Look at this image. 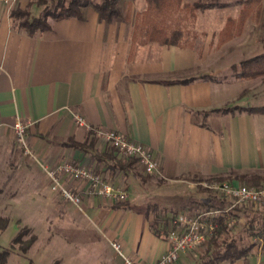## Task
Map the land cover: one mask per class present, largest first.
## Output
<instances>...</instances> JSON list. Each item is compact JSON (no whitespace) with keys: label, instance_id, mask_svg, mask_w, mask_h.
I'll return each instance as SVG.
<instances>
[{"label":"crops","instance_id":"0c3cea01","mask_svg":"<svg viewBox=\"0 0 264 264\" xmlns=\"http://www.w3.org/2000/svg\"><path fill=\"white\" fill-rule=\"evenodd\" d=\"M121 1V18L110 23L100 21L95 9L87 6L82 19L51 21V30L34 36L19 29L10 18L11 9L0 2V138L13 134L17 119L29 122L25 138L37 166L81 165L124 193L130 209L113 210L117 201L99 196L87 181L60 179L80 197L84 213L107 244L117 241L141 264H157L168 250L161 224L175 212L148 213L153 205L148 199L162 195L167 204H175L176 198L177 211L196 213L210 199L196 198L186 185L215 182L210 179L243 185L239 177L264 178V113L219 111L256 107L242 103L250 81L202 79L216 74L204 67L208 50L198 57L190 47L162 46L145 34L135 40V17L145 8L128 0L122 10ZM210 11L198 25L206 34L215 26L206 16ZM75 114L91 128L120 133L148 148L159 163L158 172L143 182L138 167L123 173L112 170L109 161L97 162L91 152L103 154L109 146L77 127ZM70 140L93 141L94 146L83 152L64 146ZM180 184L188 193L182 194ZM245 208L235 214V223L254 220L259 230L264 205ZM156 217L159 235L149 227ZM246 229L250 232L249 225ZM250 239L254 247L246 257L220 264H264L262 242ZM173 264H201V258L197 252H186Z\"/></svg>","mask_w":264,"mask_h":264},{"label":"rangeland","instance_id":"374dc122","mask_svg":"<svg viewBox=\"0 0 264 264\" xmlns=\"http://www.w3.org/2000/svg\"><path fill=\"white\" fill-rule=\"evenodd\" d=\"M98 1L91 0V2ZM169 1L170 8L166 20L163 21V28L182 29L183 33L191 38L187 45L196 52L198 57L202 55L203 49L208 50L209 63H204V67L207 65L212 72L216 71L217 77L233 78L232 68L238 69L241 61L264 53V0L258 16L254 13L248 16L243 15L244 7L238 3L239 0ZM33 2L34 0H19L11 11L17 8L21 10L28 8L30 13L32 12L31 16L37 17L41 9L35 6L29 8V3ZM127 2L128 0L121 1L122 10L126 8L129 3ZM215 2L223 7L210 9L211 11L206 15L209 23L215 25L213 31L206 34L201 32L198 25L204 24V14L207 10L201 12L194 8V5ZM132 3L136 8L141 6L146 9V0H133ZM199 69L201 68L198 67ZM245 81L250 83L243 93L246 98L242 103L255 105L256 108L263 107L264 76ZM32 159L23 154L13 134L3 135L0 138V218L9 219L7 228L0 233V249H9L20 229L24 227L30 229V234L11 250L8 264H54L55 262L58 264H121L115 258L111 242L107 244L102 231L88 218L82 206H72L53 192L43 169ZM140 172L142 173L141 170ZM201 183L203 182L196 181L192 187L186 186L192 190L191 194H194L196 198H208L209 196L203 191L206 188ZM181 185L184 186V184L179 186ZM181 192L188 193L183 188ZM210 196L213 198V194ZM148 198H151L149 192ZM221 198L222 196L215 195L218 201ZM148 200V204H159H157L158 211L163 209L172 214L186 211V208L177 211L176 198L172 202L177 205L167 204L168 202H165L167 200L162 195L155 197V201ZM202 210L200 208L197 211ZM247 222L248 219L243 222L238 221L231 228L230 236L241 247L252 244L250 243L251 230L248 232L249 230L246 229ZM30 236L35 237V242L31 249L23 254L20 251V245L28 241ZM207 244L200 252H197L200 258Z\"/></svg>","mask_w":264,"mask_h":264},{"label":"trees","instance_id":"16d2710c","mask_svg":"<svg viewBox=\"0 0 264 264\" xmlns=\"http://www.w3.org/2000/svg\"><path fill=\"white\" fill-rule=\"evenodd\" d=\"M168 1L146 0V9L137 14L135 17V27L133 34V38L135 40L145 34L152 41H155L161 44L162 46H176L179 48L189 47L187 44L191 40V38L184 34L182 29H169L168 27V29L163 28V21L166 20V17L168 15V9L170 8ZM262 1L263 0H239L238 3L240 5H243L244 7L242 10L243 15L248 16L251 13H254L255 16H258ZM117 4L118 0H99L98 2H91V0H34L33 3H29V8L31 6H35L41 9L37 17L31 16V13L28 8L25 10L17 8L15 10L10 11L9 15L11 20L19 29L23 30L30 36H34L37 33H42L51 30V21L56 22L69 18L82 19V9L87 6H92L95 9V11L99 14L100 21L110 23L114 20L121 18V15L117 9ZM220 7H223V5L218 4L216 2L205 4L200 3L194 5V8L201 12ZM232 69L234 73L233 79L235 80L243 81L263 77L264 53L243 60L239 63L238 69ZM202 79L216 80L217 74H211L209 76L203 77ZM192 80H194V78L185 80L184 82H190ZM219 111L226 113L233 111L246 113H264V106L257 108L234 107L225 108ZM64 146L86 152V149L88 147L92 148L94 146V142L90 141L89 143L85 142L82 144H77L70 140L68 143L64 144ZM91 153L92 157L99 163L109 161L111 163L112 170H119L123 173H126L128 171L136 170V167H138L136 160L121 158L117 154V152L111 147H109V150L107 152H104L103 154H100L98 152ZM138 177L143 182H146L150 179V175H144L142 173L138 174ZM238 179L245 186L255 188H260L264 186V178L257 175L248 177L242 176ZM208 181H215L217 183L224 182L223 179H210ZM203 191L207 193V195L209 196L208 199H210V201L204 203V207L201 208L203 209L202 211H208L224 207L226 201L223 197L219 199V201L215 199V195H217L218 193L210 191L208 189ZM210 194H213V198H211ZM212 199L214 203L210 204ZM111 209L127 210L130 209V206L127 202H115L111 206ZM147 209L148 213L152 212L155 214L158 211V206L155 204L149 205ZM176 215L177 214H174V216L169 219L170 221L168 220V223L166 220V223L161 224L162 227H164L161 229L166 233V235H168V232L171 228V221ZM226 222V217L219 218L216 220V229L214 230L211 237L208 239L207 248L201 258V264H220L222 262H234L236 260L246 257L254 247V244H249L241 247L237 243V241L232 236H230L231 228L233 226L228 227ZM8 224V218H0V233H2L7 228ZM248 225L251 230V236L259 239L262 242V247L264 248V221L262 222L259 230L254 229V220L249 221ZM149 227L154 234L159 235L160 230L158 229L159 221L157 217L149 224ZM29 234L30 229L26 227L20 229L16 236L13 238L9 249H0V264H8V260L11 255V250L14 249V246L16 244H20L21 240ZM34 242L35 237L30 236L29 240L25 241V245L21 243L20 251L23 254H26L31 249ZM54 264H58V262H55Z\"/></svg>","mask_w":264,"mask_h":264},{"label":"built area","instance_id":"2783aa9c","mask_svg":"<svg viewBox=\"0 0 264 264\" xmlns=\"http://www.w3.org/2000/svg\"><path fill=\"white\" fill-rule=\"evenodd\" d=\"M19 0H0L8 9H11ZM74 124L90 132L96 139L111 147L124 159H134L144 175H153L159 170V163L151 151L140 143L128 139L126 136L104 129L91 128L84 118L75 114ZM29 122L16 120L13 124V135L18 146L23 150L25 156L33 157L25 138ZM51 185V190L68 204L80 207V197L63 187L60 183L62 177H71L76 180L87 181L93 192L99 196L121 202L126 195L117 191L112 185L91 169L72 163L58 164L49 168H42ZM206 189L216 192L225 199L223 208H216L196 213L184 211L178 213L171 221V228L167 235L168 250L157 264H173L180 254L186 252H200L207 244L208 239L216 229V220L226 217L227 226L232 227L235 223L237 210L247 206L264 205V186L260 188L233 185L229 182L201 183ZM237 209V210H236ZM112 251L122 264H141L131 258L123 251L121 244L117 241L110 243Z\"/></svg>","mask_w":264,"mask_h":264}]
</instances>
